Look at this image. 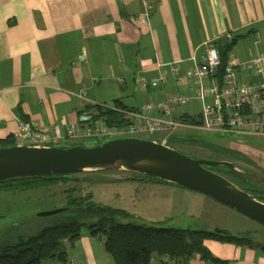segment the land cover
I'll list each match as a JSON object with an SVG mask.
<instances>
[{
    "label": "crops",
    "instance_id": "1",
    "mask_svg": "<svg viewBox=\"0 0 264 264\" xmlns=\"http://www.w3.org/2000/svg\"><path fill=\"white\" fill-rule=\"evenodd\" d=\"M228 34L236 38L234 48L241 43L257 54L263 51L264 0H0V141L12 137L16 145L26 144L15 135L27 120L60 144L68 127L96 114L88 106L120 102L135 110L175 93L197 102L192 85L179 78L203 61L209 44L222 52ZM236 54L238 49L229 55L248 60ZM162 75L166 81L157 88L136 82ZM188 105L176 108L173 116H198ZM193 131L177 134L190 137ZM234 136L239 137L224 148L245 154L264 171V147L241 139L264 135ZM135 184L134 204L115 208L143 222L158 221L183 194V187L169 183ZM204 245L225 264H264V244L209 238ZM63 250L64 262L52 258L41 264H115L104 239L87 229L73 243L65 241ZM151 264L183 261L154 254ZM188 264L223 263H207L195 254Z\"/></svg>",
    "mask_w": 264,
    "mask_h": 264
},
{
    "label": "rangeland",
    "instance_id": "2",
    "mask_svg": "<svg viewBox=\"0 0 264 264\" xmlns=\"http://www.w3.org/2000/svg\"><path fill=\"white\" fill-rule=\"evenodd\" d=\"M238 46V48L232 50V53L235 54L238 49L236 56L239 55L240 58L249 59L257 55V49L252 48L251 45L244 47L241 43H238ZM187 107L196 115L201 113V103L199 101L189 102ZM176 134L170 137L168 145L190 157L228 160L245 170L264 176L263 167L253 164L245 154L236 152L230 156L231 154L225 153L226 148L224 147L228 146L237 137L234 136L236 134H221L203 130L189 132L193 135L190 137ZM128 136H138L157 140L158 142L162 141L164 137L162 134L124 135V137ZM242 138L248 139L251 143L256 141L257 143L253 144L264 147V138L254 140L252 137L241 136ZM106 140L99 142L102 143ZM59 143V145L65 146L73 144L90 146L96 144L97 140L67 138ZM26 144L29 143L26 142ZM214 171L239 184V181L234 179L232 175L227 174L224 168H214ZM137 175L139 178L142 177V175L130 172L95 171L78 174L81 181L59 182L55 185L39 183V186L25 190L0 187V248L15 244L21 238H28L36 234L44 225L52 223L61 214L49 217H38L37 214L41 211L64 207L67 203V191L73 188L76 189L74 196L91 193L93 201L102 205L112 207L133 205L135 201L134 185L142 181L129 179V177ZM261 188L264 189V186H261ZM180 189H182L183 194L177 198L178 204L176 206L160 213L157 217L158 221H145L144 223L161 227L203 231L219 229L233 235L251 233L255 244H264L263 225L204 194L186 188ZM133 220L140 222L137 218Z\"/></svg>",
    "mask_w": 264,
    "mask_h": 264
},
{
    "label": "trees",
    "instance_id": "3",
    "mask_svg": "<svg viewBox=\"0 0 264 264\" xmlns=\"http://www.w3.org/2000/svg\"><path fill=\"white\" fill-rule=\"evenodd\" d=\"M236 45V38L223 45L221 54L220 74L228 63L229 54ZM93 119L103 118L108 127L126 125L123 116L114 108L123 107L117 102L114 107L102 105L88 106ZM190 123H197L192 116L184 115L180 118ZM27 121V120H25ZM170 140V138H169ZM168 140V143H169ZM16 145L14 139L9 137L0 141V148ZM77 145V144H73ZM226 154L234 155L225 149ZM227 174L239 181L241 188L247 189L251 194L264 196L261 184L248 181L224 168ZM129 179L142 182L165 183L146 176H137ZM81 181L78 175L47 177H28L9 179L0 183L1 188L25 190L39 186V183L55 185L59 182ZM254 184V185H253ZM76 189L67 191V211L57 216L52 223L44 225L36 234L28 238H21L17 243L0 248V264H41L43 260L57 258L66 260L63 250L65 241L73 243L81 237V231L87 229L92 236L104 239L105 248L112 256L115 264H151L154 254L169 256L172 259H181L183 264L195 254H200L207 263H223L214 257L205 247L204 241L215 238L242 246H252L251 233L242 235L218 234L213 231L192 230L183 228L161 227L145 224L143 221L135 222L133 215L127 211L109 205L95 203L92 194L74 196ZM70 193V194H69Z\"/></svg>",
    "mask_w": 264,
    "mask_h": 264
},
{
    "label": "water",
    "instance_id": "4",
    "mask_svg": "<svg viewBox=\"0 0 264 264\" xmlns=\"http://www.w3.org/2000/svg\"><path fill=\"white\" fill-rule=\"evenodd\" d=\"M91 118L83 116L80 120L87 122ZM214 168H228L248 181L264 185V176L231 161L193 158L168 142L138 136L112 137L90 146L17 144L0 148V183L16 178H52L95 171L130 172L204 194L264 226V196L249 193ZM67 209L57 207L41 211L37 216H55ZM213 232L229 233L219 229Z\"/></svg>",
    "mask_w": 264,
    "mask_h": 264
},
{
    "label": "built area",
    "instance_id": "5",
    "mask_svg": "<svg viewBox=\"0 0 264 264\" xmlns=\"http://www.w3.org/2000/svg\"><path fill=\"white\" fill-rule=\"evenodd\" d=\"M142 21L146 23V17L143 16ZM227 39L232 40L233 36L228 34ZM220 66V51L216 45L209 44L203 61L187 69L179 78L184 84L192 85L194 98L201 103V113L192 116L197 123L173 116L176 108L190 101L187 94L175 93L140 109L114 108L123 116L126 125L108 127L103 118L92 117L90 121L68 127L66 136L76 140L102 141L124 135L162 134V141L167 143L181 129L264 135V50L246 61L229 55L222 74ZM165 81V75L152 80L145 77L136 79L138 85L150 88H157ZM245 106H248L247 111ZM15 137L29 144L57 143L55 135L45 133L30 121L20 122Z\"/></svg>",
    "mask_w": 264,
    "mask_h": 264
}]
</instances>
